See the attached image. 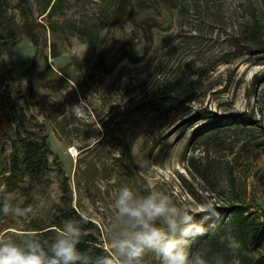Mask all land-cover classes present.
Instances as JSON below:
<instances>
[{
    "label": "rangeland",
    "instance_id": "rangeland-1",
    "mask_svg": "<svg viewBox=\"0 0 264 264\" xmlns=\"http://www.w3.org/2000/svg\"><path fill=\"white\" fill-rule=\"evenodd\" d=\"M132 1V13L113 24L115 0H67L52 18L44 13L46 0H0V90L26 114L30 136H45L52 150L42 183L17 201L34 214H9L15 236L23 238L32 220L45 221L63 205L60 167L71 206L92 208V231L104 247L115 221L112 201L125 184L140 194L149 184L163 189L197 219L207 202L226 217L244 203L264 220V145H257L264 142V52L240 53L236 45L255 18L264 35V0ZM27 20L43 23L34 28L37 44L25 33ZM70 21L105 35L103 46L82 38ZM202 68L196 100L178 110L158 103L165 82ZM200 108L224 123L243 115L250 121L190 145L207 122L193 117ZM17 131L12 123L14 137ZM183 243L192 251L194 238ZM142 264L160 258L149 251Z\"/></svg>",
    "mask_w": 264,
    "mask_h": 264
},
{
    "label": "trees",
    "instance_id": "trees-1",
    "mask_svg": "<svg viewBox=\"0 0 264 264\" xmlns=\"http://www.w3.org/2000/svg\"><path fill=\"white\" fill-rule=\"evenodd\" d=\"M67 0H46L44 13L48 18L64 10ZM141 6V4H139ZM136 6L132 0H115V5L111 13L112 23H117L122 18L132 13ZM43 25L42 22L27 20L25 22V33L36 44L38 37L35 34V25ZM49 27L55 31V24L50 23ZM68 27L75 30L82 38L94 43L98 49L103 46L106 36H101L98 31L91 27L70 21ZM237 48L240 53H258L264 52L263 26L258 18L253 21L252 28L248 33H244L242 38L237 41ZM53 52L56 56V46H53ZM133 61H137L134 59ZM207 71L202 68L194 77L192 73L186 71L180 72L175 78L165 82V94L160 97V104L166 105L168 109L178 110L186 106L191 101L196 100V95ZM2 73L0 71V77ZM15 105L9 95L0 90V191H11L15 197V203L21 196L31 197L33 192L42 183L43 175L50 168L49 155L51 153L50 145L44 136L42 140H35L30 135L31 131L26 129L25 116L21 111H16ZM196 120L207 121L200 125L191 137L189 144L201 140L207 141L215 138L224 129H245L250 120L246 115L231 123H224L223 119H217V114L209 108H200L195 111ZM12 123L18 126L17 137L12 135ZM23 126V131L20 129ZM21 130V131H20ZM22 133L29 134L22 136ZM11 143L9 153L3 156L7 151V145ZM258 147L264 145L259 142ZM3 152V153H2ZM207 171V169H205ZM59 172L64 176L62 181L63 205L58 206L57 210L45 221L32 220L26 233L35 232L41 236L42 240L51 241L55 235V230L62 226L63 222L69 218H79L78 210L71 206L72 193L68 177L60 167ZM235 185V178L232 177ZM264 188V183H263ZM33 199L29 200L32 201ZM253 206L244 203L234 204L230 210V216L221 215L210 216L204 221L208 227L202 235L194 238L193 252H207L209 255L222 253L226 264H264V220L251 212ZM204 214L200 215L199 219ZM197 219V220H199ZM11 221L8 215H0V237H10L17 242L23 238L15 236L11 230ZM85 233L81 244L82 250H91L94 253H103L105 247L99 238L92 231L94 223L89 220L82 225ZM233 235L240 246L235 251L228 249L224 243H221L220 236Z\"/></svg>",
    "mask_w": 264,
    "mask_h": 264
},
{
    "label": "clouds",
    "instance_id": "clouds-1",
    "mask_svg": "<svg viewBox=\"0 0 264 264\" xmlns=\"http://www.w3.org/2000/svg\"><path fill=\"white\" fill-rule=\"evenodd\" d=\"M137 163L145 166L141 161ZM146 189L140 194L127 184L119 188L111 205L115 221L107 233L103 253L79 246L85 235L82 225L93 212L89 206L79 211V218L65 220L51 241L42 240L35 232L25 234L19 242L0 237V264H142L149 251L160 258V264H226L222 253L193 252L183 243L208 231L204 221L220 214L215 203L206 202L199 209L204 215L197 220V212L173 200L167 191L151 184ZM14 201L13 192L0 191V215L34 214L36 209L32 205L21 207ZM44 204L41 201L37 207ZM220 241L233 251L240 246L230 234L220 236Z\"/></svg>",
    "mask_w": 264,
    "mask_h": 264
}]
</instances>
